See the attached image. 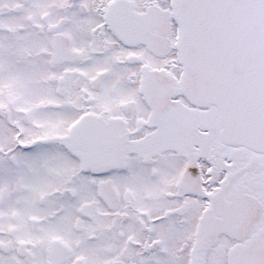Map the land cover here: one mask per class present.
<instances>
[{"label": "snow or ice", "instance_id": "1", "mask_svg": "<svg viewBox=\"0 0 264 264\" xmlns=\"http://www.w3.org/2000/svg\"><path fill=\"white\" fill-rule=\"evenodd\" d=\"M0 264H264V0H0Z\"/></svg>", "mask_w": 264, "mask_h": 264}]
</instances>
